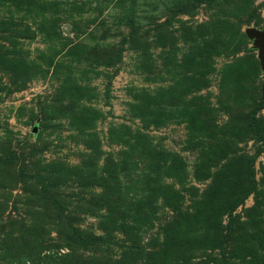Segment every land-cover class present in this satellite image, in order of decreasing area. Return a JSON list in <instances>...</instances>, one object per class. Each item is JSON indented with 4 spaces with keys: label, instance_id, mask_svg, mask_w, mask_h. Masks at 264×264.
Returning <instances> with one entry per match:
<instances>
[{
    "label": "rangeland",
    "instance_id": "rangeland-1",
    "mask_svg": "<svg viewBox=\"0 0 264 264\" xmlns=\"http://www.w3.org/2000/svg\"><path fill=\"white\" fill-rule=\"evenodd\" d=\"M248 27L264 0H0V264H264Z\"/></svg>",
    "mask_w": 264,
    "mask_h": 264
},
{
    "label": "water",
    "instance_id": "water-1",
    "mask_svg": "<svg viewBox=\"0 0 264 264\" xmlns=\"http://www.w3.org/2000/svg\"><path fill=\"white\" fill-rule=\"evenodd\" d=\"M245 35L252 40L253 47L257 49V58L261 70L264 72V28L258 30L255 27H248L244 30ZM36 132V129H33Z\"/></svg>",
    "mask_w": 264,
    "mask_h": 264
},
{
    "label": "trees",
    "instance_id": "trees-1",
    "mask_svg": "<svg viewBox=\"0 0 264 264\" xmlns=\"http://www.w3.org/2000/svg\"><path fill=\"white\" fill-rule=\"evenodd\" d=\"M262 105H263V104H261V106H260V107H262ZM254 183H255V182H254Z\"/></svg>",
    "mask_w": 264,
    "mask_h": 264
}]
</instances>
